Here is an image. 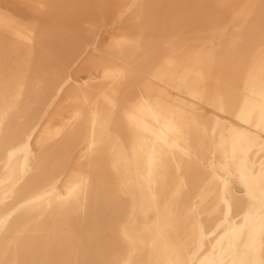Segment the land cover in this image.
Masks as SVG:
<instances>
[{
	"label": "bare ground",
	"instance_id": "bare-ground-1",
	"mask_svg": "<svg viewBox=\"0 0 264 264\" xmlns=\"http://www.w3.org/2000/svg\"><path fill=\"white\" fill-rule=\"evenodd\" d=\"M0 264H264V0H0Z\"/></svg>",
	"mask_w": 264,
	"mask_h": 264
},
{
	"label": "rangeland",
	"instance_id": "rangeland-1",
	"mask_svg": "<svg viewBox=\"0 0 264 264\" xmlns=\"http://www.w3.org/2000/svg\"><path fill=\"white\" fill-rule=\"evenodd\" d=\"M46 138L43 131H40L37 135V139L33 145V154L35 157H41L44 139Z\"/></svg>",
	"mask_w": 264,
	"mask_h": 264
}]
</instances>
